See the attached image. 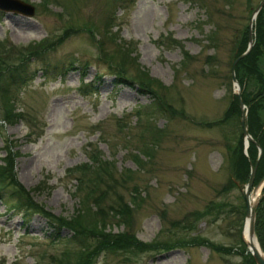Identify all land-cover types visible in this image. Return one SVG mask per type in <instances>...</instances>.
<instances>
[{
  "label": "rangeland",
  "instance_id": "obj_1",
  "mask_svg": "<svg viewBox=\"0 0 264 264\" xmlns=\"http://www.w3.org/2000/svg\"><path fill=\"white\" fill-rule=\"evenodd\" d=\"M22 1L33 6L30 16L12 8L0 10V51L10 50L11 61L19 55L17 51L29 53V47L44 38L57 39L68 26L92 27L69 31L48 51L50 61H72L73 69H63L64 76H43L37 71L17 91L14 111L21 116L8 122L2 120L0 111V157L4 155L3 141L11 140L17 151L15 177L35 203L52 214L71 216L78 199L67 170L88 162L95 151L111 161L114 172L132 171L120 192L131 201L129 194L135 185L142 196L136 206L131 203L130 228L139 240L194 237L220 246H237L244 202L239 185L228 183L225 189L231 173L226 146L234 145L241 127L239 116L216 121L221 119L233 90V48L259 0H124L114 9L117 23L112 30L117 42L102 35V23L118 5L116 0ZM125 5L128 7L120 8ZM101 43L106 54H114V63L125 55L122 45L127 44L132 49L129 56L135 57L129 62L131 72L136 68L155 78L163 101L181 113L169 118L158 113L136 118V108L141 109L150 98L140 94L135 85L119 81L97 48ZM29 65L31 69L41 66L33 59ZM80 72L85 73L84 81L94 79L93 94L78 92ZM245 83L247 94L257 87L251 78ZM118 123L126 128L119 131ZM144 127L147 133L158 132L159 137L152 144V157L143 158L140 168L130 154L140 155L136 149L149 142ZM140 133L144 136L141 141ZM38 184L40 190L32 192ZM210 202L222 203L218 216L213 219L215 210L197 216L196 212L205 210ZM184 223L191 226L186 229ZM108 228L115 232L123 227L110 223ZM59 235L60 240L50 242L45 217L35 213L26 219L8 211L0 201V264H56L49 256L59 258L61 252L68 254L71 262L76 249L67 244L71 233L61 228ZM131 251H101L91 255L90 261L241 264L240 255L204 245L162 252Z\"/></svg>",
  "mask_w": 264,
  "mask_h": 264
},
{
  "label": "trees",
  "instance_id": "obj_2",
  "mask_svg": "<svg viewBox=\"0 0 264 264\" xmlns=\"http://www.w3.org/2000/svg\"><path fill=\"white\" fill-rule=\"evenodd\" d=\"M122 1L124 4V0H116L118 5L112 9L102 23V35L104 39L107 38L114 42L118 40L112 30L117 23L114 9L122 5ZM127 7L128 5L120 6V8ZM84 29L91 30L92 27L87 25L81 27L68 26L57 39L50 41L49 38H44L36 43V46L34 45L32 49L29 47V53L17 51L19 55L14 58L15 61L9 59L10 56L8 55L10 50L5 51V48H3L4 52L0 51V111L2 120L12 122L21 116L22 113L14 111V103L16 102L18 94L17 91L27 85V83L35 77L37 71H40L43 76H47L50 73H52L53 76H64L63 69L66 67L70 69L74 68L72 61H67L65 63L61 61H50V59H48V51L52 50L56 45H59L68 36L69 31L77 32ZM252 32L253 44L248 53L235 63L234 75L240 87H243L240 93L241 100L248 105V132L254 137L255 141H258V138H260L259 146L261 147V155L256 161V147L252 142L248 143L246 154L243 152L242 133L240 129L237 133L234 145L230 144L226 146L231 173L229 172V178L225 189L228 188L229 184L235 187L238 184L244 183L247 180L250 165H253L255 161L253 184L255 185L264 176V120H260L258 117V110L262 107L264 100V98L260 96V91L264 87V68L262 69L260 65V57L264 51V4L255 17L252 25ZM246 44L247 26H245L239 40L235 43L230 62L245 49ZM102 45L103 43H101L100 47L98 44L97 48L101 51L102 57L107 60L109 68L112 67L114 69V74L120 77L119 81L123 83L126 82L131 86L135 85L136 90L140 94L148 95L150 98V101L141 106V109L136 108L134 111V116L136 118L140 115H150V113H158L169 118L175 114L181 113V110L177 111L172 108L169 103L163 101L162 96L159 95L155 88L154 82H157L155 78L150 77L144 70L134 68L136 71L131 72L129 62H134L135 57L133 55L129 56L132 49H128L127 44L122 45L125 47L126 51L125 55L123 54L121 56L119 63L112 62L114 54H106ZM207 58L211 59L212 56L208 55ZM32 59L40 63L41 66L31 69L29 62ZM127 59H129V61ZM80 64L84 65V63L81 62ZM84 77L85 73L80 72L78 92L80 94L91 95L96 91L94 79L84 81ZM248 78L255 81V83H257L256 88H259L249 100L247 98L253 91L249 94L244 93L245 81ZM255 96L258 99L255 100ZM234 116H239V108L235 95L231 93V97L224 109L222 117L218 119L216 123L225 122ZM118 127L119 131H121V129L126 128V124L118 123ZM146 127H150V125ZM147 129L144 127L143 132H146ZM147 134L149 135V142L146 144L143 143L141 148L138 147L136 149L140 155L130 154L132 160L140 168L142 167L141 163L144 161L143 158L147 160L152 157V144L156 142L159 137V133L156 131H150ZM125 137H129V135ZM143 137V133L138 134L140 141ZM2 148L4 150V155L0 157V201L7 206V210L20 213L22 216L26 217V219L30 218L35 213L45 217V224L49 230L48 240L52 243L61 239L59 235L61 228L67 229L71 233L69 238H67V244L76 246L75 251L71 249L73 256L71 262L68 260V254H64V252L59 254V258L50 255V262L53 261L56 264H91L90 256L98 254L101 251H103V253H109L114 250H123L124 252L130 250H132L131 252L134 250L139 252H162L182 246L204 245L218 252L240 255L241 264H254L240 236L242 218L240 219L241 224L238 227L237 246H220L207 239H197L194 237H185L184 239L156 238L149 242L139 240L135 233L131 231L130 219L133 213V206L138 204L142 196L139 195V191L135 185L132 186V192L129 194L131 201L125 200L120 192V190L126 187L125 183L130 179L132 171L125 169V171L114 172L111 161L104 158L100 153L99 155L96 154L95 151L89 155L88 162L77 164L67 170L68 174H70L74 180L73 193L78 199V205L74 213L69 217L52 214L45 210L41 204L35 203L30 192L24 189L17 181L14 171V158L17 156V151L14 143H12L11 140L5 139ZM88 149H90V147ZM39 190L40 184L31 188L32 192H38ZM131 203L133 204L132 207ZM222 206V203L210 202L205 210L197 211L196 214L199 217H203L210 215L211 212L215 210L213 213V219H215L220 213ZM242 209L243 212L241 215L243 217V204ZM160 215L162 216L161 218H163L164 213L160 212ZM110 223L117 226L122 225L123 228L113 232L108 228ZM171 224L175 225L176 223L172 222ZM190 226V223H184L182 227L187 229ZM254 234L260 248L264 252V185L261 188L260 196L255 206ZM69 252L70 251H68V253Z\"/></svg>",
  "mask_w": 264,
  "mask_h": 264
},
{
  "label": "water",
  "instance_id": "obj_3",
  "mask_svg": "<svg viewBox=\"0 0 264 264\" xmlns=\"http://www.w3.org/2000/svg\"><path fill=\"white\" fill-rule=\"evenodd\" d=\"M263 4H264V0H259L257 2V4L255 5V7L253 8L251 15H250V18H249L248 23H247V44H246V47L230 63V76H231V83L233 86L232 93L237 98V102H238V106H239V110H240L239 122L241 125V131H242V135H243V144H244L243 149L244 150H245V147L247 144L246 143L247 138L250 139V136L248 135L247 130H246V110H244L245 106L242 103L241 98H240V87H239L238 82L236 81V78L234 76V65L238 61V59H240L241 57L245 56L248 53V51L250 50V48L252 46V35H251L252 23L255 20V17H256L258 11L260 10V8L262 7ZM8 7H10V8H8ZM11 8L13 10H16V11H21L28 16H30L33 12V7L30 4H28L22 0H0V10L7 11ZM259 156H260V150L258 149L256 161L258 160ZM256 161L253 165H250L249 175H248L247 181L245 183L238 184V185H239L240 194L242 196V199L244 202V208H245L242 231H243L244 225H246V234H247L248 238L253 239L259 249L256 246H254L249 239L245 240L243 238L242 231H241V238H242L244 245H246V247L248 248V251H249V253H250V255L254 261V264H264V252L261 250V248H260V246L256 240L255 234H254L255 206H256V203L258 200V198H257L258 194L256 196H254V193L260 188L259 184L264 180V177H263L259 183L255 184L253 186L251 185L253 175H254ZM252 197H254V198H252Z\"/></svg>",
  "mask_w": 264,
  "mask_h": 264
},
{
  "label": "flooded vegetation",
  "instance_id": "obj_4",
  "mask_svg": "<svg viewBox=\"0 0 264 264\" xmlns=\"http://www.w3.org/2000/svg\"><path fill=\"white\" fill-rule=\"evenodd\" d=\"M263 54H264V51H263ZM261 55V57H260V65H261V67H262V69L264 68V66H263V64H264V55ZM243 90V87H240V93H241V91ZM259 90V88H255V90H253V92L251 93V94H249V96H248V100L249 99H251L252 97H253V95L257 92ZM232 93V92H231ZM244 93L245 94H247V92H245L244 91ZM260 96H262L263 98H264V87H263V89L260 91ZM236 97V96H235ZM240 98H241V95H240ZM237 99V98H236ZM254 99L256 100V99H258V98H256V96L254 97ZM242 101V100H241ZM243 103V102H242ZM237 104H238V102H237ZM244 104V106H245V109L244 110H246V130H247V133H248V135L250 136V139L249 138H247V141H246V149H247V147H248V143L249 142H252V143H254L255 144V147H256V156H257V153H258V149L260 150V155H261V147L259 146V143H260V138H258V141H255V139H254V137L248 132V129H247V110H248V105L247 104H245V103H243ZM238 108H239V106H238ZM264 100H263V104H262V107L258 110V117H259V119L260 120H264ZM239 114H240V111H239ZM241 127V126H240ZM243 141V140H242ZM246 149H245V154H246ZM259 158H260V156H259ZM250 169V168H249ZM249 175V174H248ZM254 176V175H253ZM248 178V177H247ZM247 181V180H246ZM245 181V182H246ZM244 182V183H245ZM252 186L254 185L253 184V179H252V184H251ZM263 185H264V182L262 183V187H263Z\"/></svg>",
  "mask_w": 264,
  "mask_h": 264
},
{
  "label": "bare ground",
  "instance_id": "obj_5",
  "mask_svg": "<svg viewBox=\"0 0 264 264\" xmlns=\"http://www.w3.org/2000/svg\"><path fill=\"white\" fill-rule=\"evenodd\" d=\"M258 190L254 193V196H256L258 193ZM252 198H254V197H252ZM243 238L245 239V240H250L251 241V243L254 245V246H256L257 248H258V246L256 245V243H255V241L253 240V239H250V238H248V236H247V234H246V225H244V230H243ZM259 249V248H258Z\"/></svg>",
  "mask_w": 264,
  "mask_h": 264
}]
</instances>
